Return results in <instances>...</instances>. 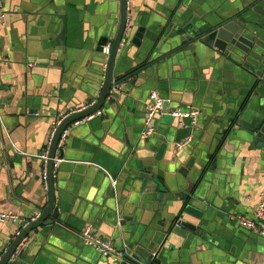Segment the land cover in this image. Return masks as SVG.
I'll return each instance as SVG.
<instances>
[{"label": "crops", "instance_id": "0c3cea01", "mask_svg": "<svg viewBox=\"0 0 264 264\" xmlns=\"http://www.w3.org/2000/svg\"><path fill=\"white\" fill-rule=\"evenodd\" d=\"M3 5L8 16L0 26V211L28 219L48 205L50 187L47 194L39 157L53 121L80 113L101 95L106 62L96 50L103 37L113 45L121 0ZM240 14L255 42L243 62L201 43L183 49L170 29L207 30ZM132 15L114 66L118 96L109 97L100 115L68 127L65 162L54 179L59 218L52 214L33 232L11 264L119 262L84 243L81 233L88 226L119 253L126 249L146 258L158 249L161 264H264V238L234 220L253 218L264 191V154L253 149L250 133L264 119V0H135ZM140 28L147 32L137 47ZM158 43L162 54L153 53ZM151 93L169 103L168 110L199 109L197 127L158 115L156 133L143 139L144 103ZM188 138L189 146L176 148ZM202 174L206 180L197 196L182 206L174 193ZM180 212V221L194 230L168 232ZM17 226L0 224V257Z\"/></svg>", "mask_w": 264, "mask_h": 264}, {"label": "water", "instance_id": "95a60500", "mask_svg": "<svg viewBox=\"0 0 264 264\" xmlns=\"http://www.w3.org/2000/svg\"><path fill=\"white\" fill-rule=\"evenodd\" d=\"M242 16L243 14H240L232 18H227L225 20H222L221 23L213 24L211 28L207 30L204 29L203 27L194 28L191 31L189 28L177 29L176 25L174 24L173 26L172 25L170 26V29L175 34L174 36H177L178 38L181 39L182 41L181 48L183 49H189L191 47H195V44L201 43L209 48L217 50L219 53L225 54V56L231 60H235L236 62L238 61L243 62L245 59V56L250 55V53L253 51L255 42L253 39H251L248 36L247 33H250V32L246 28V24H245L246 19H243ZM126 21H127V1L121 0L120 25L118 27V31H117L118 33L112 45L111 55L108 59L103 56V61L107 62V67L105 71V63H103L102 69L105 72L104 79L101 81L98 80L101 82V85H102L101 95L93 106L85 109L84 111H81L80 113H77L75 115H72L66 118L64 122L60 125V127L58 128V131L56 133L55 139L52 144V150L50 153L51 160L48 166L49 167L48 168L49 169V187H50L48 205L42 212V215L36 221L30 224L28 227L24 228L19 225L17 226L16 233L13 237V242L9 245L6 252L0 257V264H9L10 260L13 258L19 246L23 244L24 241H26L27 238L33 232H35L41 226L49 222L52 214L55 219L59 218V211L58 209H56L55 180L53 176V168H54L53 165L54 164L52 161L55 158V152L57 149V145L59 143L60 137L62 133L64 132V130H66L72 123H76L84 119H87L88 117L100 111L105 105L106 101L109 99L111 91L114 89V87L118 85L121 86L120 81L114 80V66H115L117 54L119 52L120 43H121V40L126 30ZM146 32H147V29L145 28L139 29L133 41L134 45H137V47H141V45L143 44L145 40ZM60 38L61 40L64 39V33L61 34L59 39ZM110 40L111 39H109L108 37L101 38L98 42L96 53L102 54L103 48L108 45ZM147 41L150 43L152 42V44L154 42L152 39V36H148ZM154 52L157 54H162V44L161 43H158L157 48L156 47L153 48V53ZM164 58L165 57L163 56L162 58L156 60V62L162 61L164 60ZM140 73L141 72H138L137 74H140ZM168 104L169 103H166L165 101V105H164L165 110H168L167 109L169 106ZM174 121H176L178 125L180 124V121L178 119H174ZM250 133L252 136L253 149L264 154V119L261 122H259L257 125H255L253 128H250ZM120 168H121V164L119 163L114 169V172H118ZM211 170H215V167H212ZM203 173H205V171H203ZM110 177L113 178L114 181H116L114 175ZM205 178H206L205 174L204 175L202 174L197 180L188 179L187 180L188 186L182 191L174 193V196H178V198L181 199L182 206L185 205L189 199L191 198L193 199L197 196L196 194L197 190L200 188L199 184L205 181L206 180ZM159 180L163 181L164 179L161 177H158V181ZM163 191H165V189H162V192ZM116 210H117V213L121 212L119 205L117 206ZM180 210L182 211L183 208H181ZM182 213L180 212L177 215V217H175L171 227L168 229V232L178 233L183 228H189V229L194 228L187 221H180L181 220L180 218L182 217L181 216ZM159 253L160 251H158L157 249L156 251H154L152 255H150V257L145 258L141 254H132L130 251H127L125 249L124 251L120 252V258L117 260L119 262H117L116 264H161ZM107 258H110V257H107Z\"/></svg>", "mask_w": 264, "mask_h": 264}, {"label": "built area", "instance_id": "2783aa9c", "mask_svg": "<svg viewBox=\"0 0 264 264\" xmlns=\"http://www.w3.org/2000/svg\"><path fill=\"white\" fill-rule=\"evenodd\" d=\"M3 1L4 0H0V26L2 25V23L6 20L8 16V13L3 5ZM126 1H127L126 30L121 40L119 50H122L127 43V37L129 35V31L131 30V24H132V18H133V15H132L133 3L135 0H126ZM111 50H112L111 45L105 46L103 48L104 57L108 59L111 55ZM106 67H107V62L105 63V70H106ZM120 90H121V86L118 85L114 87V89L111 91L110 98H114L115 95H117L120 92ZM95 103L96 101L86 106L83 109L85 110L93 106ZM164 105H165L164 99H162L157 93H151L147 101L144 103V123H143V130L141 134L143 139L148 140L152 136H154V134L156 133L155 119L158 115L169 116V117H172L173 119H178L180 121V126L184 128H189L193 130L197 127L198 119L201 115V111L199 109L190 107L186 110H181V109L165 110ZM96 114L100 115L101 112L98 111ZM96 114L88 117L87 119L76 122V125L93 119ZM68 117L69 116H66V117L59 118L53 121L50 134H49L48 143L46 145L44 152L39 157L43 164V169H42L43 189L47 194L49 191V169H48L49 167L48 166L51 160L50 153L52 150V144L55 139L58 128L64 122V120ZM68 138H69V130L67 128L66 130H64V132L62 133L60 137V140L57 145L56 152H55V158L52 160L54 164L53 165L54 179H56L57 177V172H58L59 167L65 162L63 154H64V150H65V146L68 141ZM190 138H188L185 141L176 143V148L181 150L189 146L192 142V139ZM113 186H116V182L113 183ZM41 215H42V211L39 210V211H35V213L32 215L31 218L24 219L16 213L0 211V224L11 223V224H17L19 226L26 228L30 224H32L34 221H36ZM234 220H236L239 223L242 229L247 230L249 232L256 233L264 238V227L261 225V221L264 220V191L260 195L259 205L256 209V212L253 218L237 216V217H234ZM81 237L84 243L95 248L96 251L103 257H116L117 259L120 258V253L114 247L113 243L110 240H105L99 237L94 232L93 227L91 226L86 227L82 231ZM22 245L23 244L19 246L13 258L10 260L9 264H11L14 261L16 255L20 253Z\"/></svg>", "mask_w": 264, "mask_h": 264}, {"label": "trees", "instance_id": "16d2710c", "mask_svg": "<svg viewBox=\"0 0 264 264\" xmlns=\"http://www.w3.org/2000/svg\"><path fill=\"white\" fill-rule=\"evenodd\" d=\"M91 104V102L89 103V105Z\"/></svg>", "mask_w": 264, "mask_h": 264}]
</instances>
